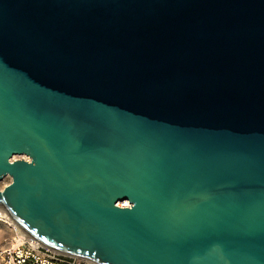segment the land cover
I'll return each instance as SVG.
<instances>
[{
	"label": "water",
	"instance_id": "95a60500",
	"mask_svg": "<svg viewBox=\"0 0 264 264\" xmlns=\"http://www.w3.org/2000/svg\"><path fill=\"white\" fill-rule=\"evenodd\" d=\"M4 177L58 253L264 264V0H0Z\"/></svg>",
	"mask_w": 264,
	"mask_h": 264
},
{
	"label": "built area",
	"instance_id": "2783aa9c",
	"mask_svg": "<svg viewBox=\"0 0 264 264\" xmlns=\"http://www.w3.org/2000/svg\"><path fill=\"white\" fill-rule=\"evenodd\" d=\"M4 234L8 236L3 237ZM0 264H97L58 253L21 231L0 207Z\"/></svg>",
	"mask_w": 264,
	"mask_h": 264
},
{
	"label": "rangeland",
	"instance_id": "374dc122",
	"mask_svg": "<svg viewBox=\"0 0 264 264\" xmlns=\"http://www.w3.org/2000/svg\"><path fill=\"white\" fill-rule=\"evenodd\" d=\"M18 159H26V158H24V157H12V159L11 160H18ZM10 183V179L8 178V177H4L2 180H1V182H0V190L4 187V186H6L7 184H9ZM6 236H8V234H4L3 235V237H6Z\"/></svg>",
	"mask_w": 264,
	"mask_h": 264
},
{
	"label": "bare ground",
	"instance_id": "6f19581e",
	"mask_svg": "<svg viewBox=\"0 0 264 264\" xmlns=\"http://www.w3.org/2000/svg\"><path fill=\"white\" fill-rule=\"evenodd\" d=\"M125 206H127V204Z\"/></svg>",
	"mask_w": 264,
	"mask_h": 264
}]
</instances>
